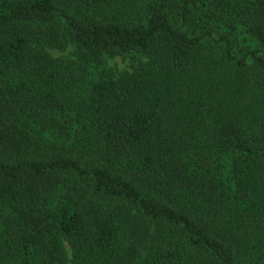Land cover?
<instances>
[{"label":"trees","instance_id":"obj_1","mask_svg":"<svg viewBox=\"0 0 264 264\" xmlns=\"http://www.w3.org/2000/svg\"><path fill=\"white\" fill-rule=\"evenodd\" d=\"M0 264H264V0H0Z\"/></svg>","mask_w":264,"mask_h":264},{"label":"rangeland","instance_id":"obj_2","mask_svg":"<svg viewBox=\"0 0 264 264\" xmlns=\"http://www.w3.org/2000/svg\"><path fill=\"white\" fill-rule=\"evenodd\" d=\"M74 51L72 48L67 50L66 52H58V51H51V55L54 58H62V57H71L73 58ZM141 57L136 54H129L126 56L118 57L112 59L108 62V67L112 69L115 73L120 74L123 71L130 70L133 65H135ZM65 249L67 252V256L69 261L71 260V250L67 244H65Z\"/></svg>","mask_w":264,"mask_h":264}]
</instances>
